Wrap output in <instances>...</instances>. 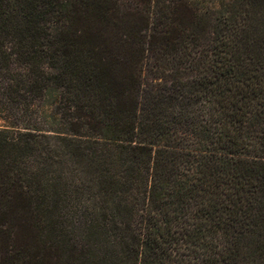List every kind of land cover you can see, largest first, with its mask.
<instances>
[{
    "label": "trees",
    "instance_id": "1",
    "mask_svg": "<svg viewBox=\"0 0 264 264\" xmlns=\"http://www.w3.org/2000/svg\"><path fill=\"white\" fill-rule=\"evenodd\" d=\"M0 103V264H264V0H0Z\"/></svg>",
    "mask_w": 264,
    "mask_h": 264
},
{
    "label": "rangeland",
    "instance_id": "2",
    "mask_svg": "<svg viewBox=\"0 0 264 264\" xmlns=\"http://www.w3.org/2000/svg\"><path fill=\"white\" fill-rule=\"evenodd\" d=\"M221 0H204V2H205V4H207V5H210L211 3L212 4H218L219 2H220ZM39 106H41V103L39 102V101H34L32 104H31V106H30V109H29V115H30V118H35V116L33 115V110H36V109H39L40 111H41V109H40V107ZM5 106H3V105H1V103H0V114H6L5 113V111L3 110V108H4ZM32 113V114H31ZM4 116V115H3ZM8 118V117H7ZM16 119H14V117H12V115L11 116H9V118L8 119H6V120H3L1 117H0V128L1 127H3V126H7V125H14L15 124V121Z\"/></svg>",
    "mask_w": 264,
    "mask_h": 264
}]
</instances>
